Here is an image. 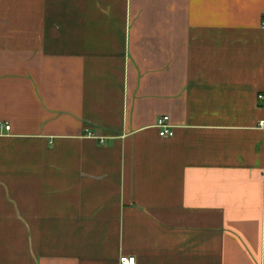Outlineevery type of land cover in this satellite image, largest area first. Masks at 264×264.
I'll return each mask as SVG.
<instances>
[{
  "label": "crops",
  "instance_id": "0c3cea01",
  "mask_svg": "<svg viewBox=\"0 0 264 264\" xmlns=\"http://www.w3.org/2000/svg\"><path fill=\"white\" fill-rule=\"evenodd\" d=\"M262 94L264 0H0V264H264Z\"/></svg>",
  "mask_w": 264,
  "mask_h": 264
},
{
  "label": "built area",
  "instance_id": "2783aa9c",
  "mask_svg": "<svg viewBox=\"0 0 264 264\" xmlns=\"http://www.w3.org/2000/svg\"><path fill=\"white\" fill-rule=\"evenodd\" d=\"M259 99L263 101L264 95H260ZM156 127L159 130V135L161 138H171L174 136V130L170 123V118L168 116L160 117L157 121ZM6 130L9 131L10 127L7 126ZM119 264H137V260L133 256H122L120 258Z\"/></svg>",
  "mask_w": 264,
  "mask_h": 264
}]
</instances>
